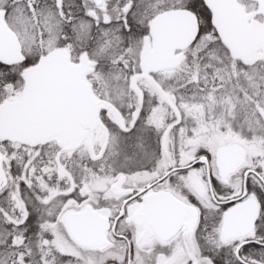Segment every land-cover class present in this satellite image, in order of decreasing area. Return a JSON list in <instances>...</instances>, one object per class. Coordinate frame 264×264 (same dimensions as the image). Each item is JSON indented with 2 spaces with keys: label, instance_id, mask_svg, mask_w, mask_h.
I'll return each instance as SVG.
<instances>
[{
  "label": "snow or ice",
  "instance_id": "1",
  "mask_svg": "<svg viewBox=\"0 0 264 264\" xmlns=\"http://www.w3.org/2000/svg\"><path fill=\"white\" fill-rule=\"evenodd\" d=\"M0 264H264V0H0Z\"/></svg>",
  "mask_w": 264,
  "mask_h": 264
}]
</instances>
